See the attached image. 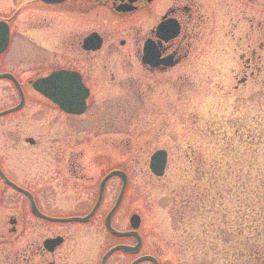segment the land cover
Returning a JSON list of instances; mask_svg holds the SVG:
<instances>
[{
  "label": "flooded vegetation",
  "instance_id": "1",
  "mask_svg": "<svg viewBox=\"0 0 264 264\" xmlns=\"http://www.w3.org/2000/svg\"><path fill=\"white\" fill-rule=\"evenodd\" d=\"M259 4L261 9L264 8V0H0V118L11 116V120L16 121L15 114L23 108L26 100L25 84L32 90L33 80L64 69L76 72L88 89L84 112L68 113L35 93L48 100L64 116L75 118L93 109L107 119L105 123L98 122L97 115L94 116L98 123L102 122L97 126V136L102 144L89 150L95 166L101 168L97 177L83 164L87 139L83 137L79 123L61 125V134L46 138L48 152L37 156L38 170L30 178L32 186L24 187L15 182L0 164L9 180L28 191L38 212H31V200L27 195L0 179L2 184L15 191L12 200L16 202L13 205L15 210L5 215L0 230V264H101L103 255L112 246L124 244L132 247L137 243L133 235L116 236L105 227L104 217L121 189V178L115 175L105 182L100 204L88 220L70 219L90 213L97 200L99 182L105 174L118 169L126 173L125 168L119 166L117 156L115 117L104 108L103 101L91 98L94 83L102 85L108 75L111 80L118 78L115 85L118 89L126 87L129 93L134 88L130 85L135 83L138 101L146 116L149 111L161 109L171 101L169 93L175 95V83L191 82L190 62L196 65L194 56L200 59V71H205L202 42L205 32L216 34L222 31L225 39L227 31L243 28L262 29L261 33L257 32L262 39L257 47L247 46L250 52L244 50L237 56L231 48L226 51L230 60L235 56L236 60L245 62L244 70H250L248 76L253 77L258 67L251 70V63L264 60V17L259 18V15L254 23L255 14L247 10V5L257 7ZM26 19L33 23L27 26ZM242 21L246 23L243 27L239 26ZM28 31L33 33L34 39L29 38ZM92 33L99 43L98 48L91 47L93 41L84 48L85 37ZM239 35L238 38L243 39L247 33ZM19 37H25L42 54L44 62L40 66L27 69L19 63L16 44ZM224 41L228 46L232 43ZM108 62L114 64L113 72L104 71ZM26 74L33 75L26 77ZM233 78L236 79V74ZM245 78L236 82L245 84ZM19 87L23 104L15 111H8L20 101ZM236 87L237 84L233 89ZM118 97L122 100L125 93ZM4 127L14 130L17 122ZM107 140L109 148L106 147ZM29 144H35V141ZM158 150H163L166 155L164 176L170 159L167 148L159 146L154 149L148 155V162L150 155ZM111 179L115 181L111 183ZM124 198L122 195L117 209L110 216V226L120 232L132 230V214L140 217L134 210L127 214L123 212ZM140 226L141 217L136 228L141 238L139 250L133 253L114 250L104 258L103 264H109L110 258L117 253V257L122 258L118 264H130L147 254L144 253Z\"/></svg>",
  "mask_w": 264,
  "mask_h": 264
},
{
  "label": "rangeland",
  "instance_id": "2",
  "mask_svg": "<svg viewBox=\"0 0 264 264\" xmlns=\"http://www.w3.org/2000/svg\"><path fill=\"white\" fill-rule=\"evenodd\" d=\"M247 10L255 14L254 23L259 15L264 17L260 4L247 5ZM26 23L33 22L26 19ZM244 25L243 21L239 24ZM221 32L203 35L205 71H200V59L194 56L191 82L175 83V95L169 93L171 101L146 116L135 83L130 85L133 94L126 87L118 89V78L111 80L108 75L102 85L92 87L91 98L103 101L115 117L117 156L127 177L121 208L125 214L131 210L139 214L144 253L157 257L160 264H264V60L250 62L251 70L258 67L253 78L248 76L250 70H244L245 62L235 58L244 50L250 52L247 46L257 47L262 40L257 32L262 29H233L225 39ZM245 33V38H238ZM224 40L232 43L228 46ZM16 44L19 63L25 68L44 62L25 37H19ZM228 48L236 51L232 60ZM104 67L105 72H113L114 64ZM242 77H246L245 84L238 83ZM25 88L26 100L15 114L16 121L11 116L0 118L4 172L18 184L32 186L37 156L48 152L46 138L61 134V125L79 123L87 139L83 164L90 174L99 176L100 165L95 166L89 150L102 144L97 126L107 119L93 109L75 118L64 116L28 84ZM124 93L120 100L118 96ZM14 122L16 129L4 127ZM28 137L35 144L26 142ZM159 146L167 148L170 159L164 176L158 177L147 164L148 155ZM106 147H110L109 140ZM13 192L0 182V230L5 215L15 210ZM117 255L109 264L122 260Z\"/></svg>",
  "mask_w": 264,
  "mask_h": 264
},
{
  "label": "water",
  "instance_id": "3",
  "mask_svg": "<svg viewBox=\"0 0 264 264\" xmlns=\"http://www.w3.org/2000/svg\"><path fill=\"white\" fill-rule=\"evenodd\" d=\"M47 2H49V0H46ZM159 28V27H158ZM89 41H93V44L91 47L94 48H98V41L95 39V34L92 33V35L85 37L84 39V43H83V47L84 48H88L89 47ZM31 86L33 88V90L37 91L38 93H40L43 97L47 98L48 100H50L54 105L56 104L61 110L66 111L68 113H72V114H80L82 112L85 111V97L88 94V89L83 86L82 82H81V78L79 77V75L76 72H71L68 70H54L52 73H50L47 76H44L43 78H37L35 80H33V83H31ZM20 92V101H18L19 103L12 109L8 110V111H15L19 108H21L23 102L24 101V97H23V93L21 91V88L19 87V91ZM7 111H5L6 113ZM1 114H4V112H1ZM26 142L28 143H32V139L31 138H26ZM150 160L148 162V166L150 171L155 175V176H161L162 173L164 172L165 169V162H166V155L165 152L163 150H158L156 152H154L153 154L150 155ZM115 175L118 178H121V186H120V192L117 196V200L115 201V203L110 207L109 212L106 214V216L104 217L105 219V227L106 229H108V231L111 234H114L116 236H134L137 238V243L130 247L127 245H114L112 246V248H110L104 255L102 258V263L104 262V258L107 257L109 254H111L114 250L120 249V250H124V251H128V252H137L139 250V244L141 242V238L138 236V233L136 231V228H138V224H139V220L140 217H138L137 214H132L131 215V219H130V227L132 228V230H127V231H117L114 228H112L110 226V216L111 214L117 209V205L120 203L121 197L123 195V193L126 190V184H127V177L124 171L118 169V170H111L109 171V173L105 174L102 179L99 182L98 185V196H97V200L94 203V205L91 208L90 213H88L87 215L80 217V218H76V217H70V219H74V220H79V221H86L88 220V218L90 217V215L93 214V212L96 210L97 206L100 204L101 201V197H102V193L104 190V185L105 182L109 179L110 176ZM0 178L1 180L6 183L7 185L11 186L12 188H14L15 190H17L20 193H24L25 195H27L29 197V199L31 200V212H34L35 214H37V210L32 202L31 196L28 193V191H26L25 189L21 188L20 186H18L17 184L13 183L11 180H9L3 173V171L0 168ZM70 219H66V220H70ZM143 260H147L150 261L152 264H158V261L155 257H152L151 255H147L144 254L143 256H140L139 258L133 260V262H131L130 264H136L137 262H141ZM167 264V263H165Z\"/></svg>",
  "mask_w": 264,
  "mask_h": 264
}]
</instances>
